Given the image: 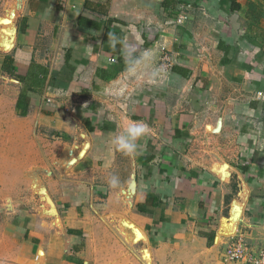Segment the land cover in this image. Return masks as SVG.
<instances>
[{"label":"crops","instance_id":"crops-1","mask_svg":"<svg viewBox=\"0 0 264 264\" xmlns=\"http://www.w3.org/2000/svg\"><path fill=\"white\" fill-rule=\"evenodd\" d=\"M238 236L264 248V0H0V264H226Z\"/></svg>","mask_w":264,"mask_h":264},{"label":"built area","instance_id":"built-area-1","mask_svg":"<svg viewBox=\"0 0 264 264\" xmlns=\"http://www.w3.org/2000/svg\"><path fill=\"white\" fill-rule=\"evenodd\" d=\"M222 258L226 264H264V248L257 250L238 236L226 246Z\"/></svg>","mask_w":264,"mask_h":264},{"label":"clouds","instance_id":"clouds-1","mask_svg":"<svg viewBox=\"0 0 264 264\" xmlns=\"http://www.w3.org/2000/svg\"><path fill=\"white\" fill-rule=\"evenodd\" d=\"M148 131L145 123L132 121L121 133L113 137L112 144L125 154H133L137 150L136 141Z\"/></svg>","mask_w":264,"mask_h":264},{"label":"rangeland","instance_id":"rangeland-1","mask_svg":"<svg viewBox=\"0 0 264 264\" xmlns=\"http://www.w3.org/2000/svg\"><path fill=\"white\" fill-rule=\"evenodd\" d=\"M37 177H34V175H28V177H30V178H32L31 179V181H32V183L33 184H35V186L37 185V184H39V185H41V188H42V185H43V183H45V180H43V179H41L44 175H36ZM25 183L27 182V185H26V187L27 188H29L30 187V181H29V179L27 180V181H24ZM20 181H16V184H19L20 185Z\"/></svg>","mask_w":264,"mask_h":264},{"label":"bare ground","instance_id":"bare-ground-1","mask_svg":"<svg viewBox=\"0 0 264 264\" xmlns=\"http://www.w3.org/2000/svg\"><path fill=\"white\" fill-rule=\"evenodd\" d=\"M21 3V2H20ZM123 227V226H122ZM149 264V263H148Z\"/></svg>","mask_w":264,"mask_h":264},{"label":"snow or ice","instance_id":"snow-or-ice-1","mask_svg":"<svg viewBox=\"0 0 264 264\" xmlns=\"http://www.w3.org/2000/svg\"><path fill=\"white\" fill-rule=\"evenodd\" d=\"M7 21H5V23H6Z\"/></svg>","mask_w":264,"mask_h":264}]
</instances>
